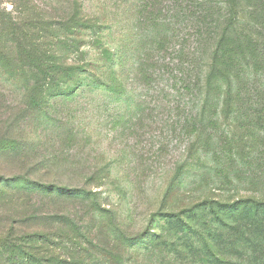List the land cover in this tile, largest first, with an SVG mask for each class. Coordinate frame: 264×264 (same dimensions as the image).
Returning <instances> with one entry per match:
<instances>
[{
  "label": "rangeland",
  "instance_id": "rangeland-1",
  "mask_svg": "<svg viewBox=\"0 0 264 264\" xmlns=\"http://www.w3.org/2000/svg\"><path fill=\"white\" fill-rule=\"evenodd\" d=\"M11 1L3 5L9 12ZM113 2L106 14L98 0L86 6L103 24L101 42L113 56L106 80L113 72L120 94L94 90L92 77L80 89L60 83L32 103L21 83L0 77V264H264V115L237 133L256 137L242 158L253 181L236 184L251 200L230 209L245 213L187 214L189 188L176 179L190 142L180 132L187 115L176 109L180 84L150 92L131 85L120 65L133 27L113 15ZM95 40L82 48L87 61L99 60ZM38 182L62 188L29 187Z\"/></svg>",
  "mask_w": 264,
  "mask_h": 264
},
{
  "label": "trees",
  "instance_id": "trees-1",
  "mask_svg": "<svg viewBox=\"0 0 264 264\" xmlns=\"http://www.w3.org/2000/svg\"><path fill=\"white\" fill-rule=\"evenodd\" d=\"M98 1L106 14L112 0ZM113 1V15H126L128 29L133 27L120 65L127 68L131 85L141 84L150 92L165 81L180 84L176 109L179 116L189 117L180 132L190 136L188 157L178 162L176 177L179 188H189L184 210L192 214L200 208L204 213L225 208L232 218H241L245 212L230 209L251 200L238 194L236 184L253 181L242 158L256 137L237 133L249 132L264 115V0ZM11 2L9 12L6 0H0L2 79L21 83L32 103L60 83L73 80L74 89H80L92 77H98L94 90L119 93L112 86L117 80L113 72L111 83L106 80L113 56L109 42H101L100 18L87 11L88 0ZM95 38L94 45L102 46L95 55L99 60L87 61L82 48ZM230 118L234 121L227 124Z\"/></svg>",
  "mask_w": 264,
  "mask_h": 264
}]
</instances>
